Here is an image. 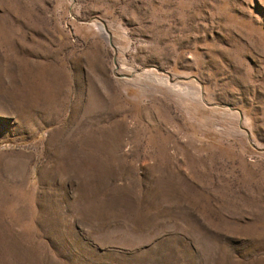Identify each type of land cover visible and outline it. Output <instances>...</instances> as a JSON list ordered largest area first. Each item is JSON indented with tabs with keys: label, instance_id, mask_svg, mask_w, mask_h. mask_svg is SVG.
I'll return each instance as SVG.
<instances>
[{
	"label": "rangeland",
	"instance_id": "obj_1",
	"mask_svg": "<svg viewBox=\"0 0 264 264\" xmlns=\"http://www.w3.org/2000/svg\"><path fill=\"white\" fill-rule=\"evenodd\" d=\"M0 264H264V0H0Z\"/></svg>",
	"mask_w": 264,
	"mask_h": 264
}]
</instances>
